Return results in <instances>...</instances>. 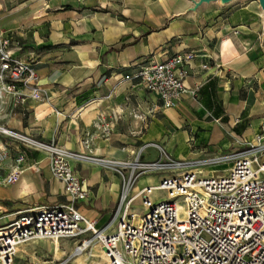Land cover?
Segmentation results:
<instances>
[{"label":"crops","instance_id":"crops-1","mask_svg":"<svg viewBox=\"0 0 264 264\" xmlns=\"http://www.w3.org/2000/svg\"><path fill=\"white\" fill-rule=\"evenodd\" d=\"M97 5H73L68 11L58 8L56 12L59 15L69 13L66 19L72 28L83 26L86 32L89 29L85 39L99 37L102 43L121 45L112 47L104 56H95L91 51L70 52L75 61L71 70L74 77L69 83L62 84L63 88L45 87L48 92L53 90L52 98L46 101L28 100L13 112L0 114V126L45 143L54 141L70 151L74 148L80 150L82 142L93 137L130 140L124 151L140 154L144 163L167 162L164 158L167 160L168 152L184 157L213 150L228 154L233 147L242 148L261 133L264 123V49L256 60L260 64L257 70L253 68L255 61L252 57L247 60L246 50L240 42H237L238 49L223 50L234 55L231 62L218 63L221 56L217 54L221 53V47L231 43V34L248 31L244 25L226 27L218 34L211 30L212 24L206 18H172L187 7L186 0H168V4L156 0H127L117 6L118 13L111 18L113 30L108 31L104 29L108 27L105 6L102 3ZM94 28L96 32L93 34ZM69 37L75 39L77 36ZM190 53L193 60L185 86L195 90V94L184 95L175 108H164L146 91L140 80H124L135 74L144 61H163ZM202 65L207 69H202ZM87 74L98 75L100 81L80 84L81 76ZM67 91L63 98L62 93ZM132 94L135 96L133 108L127 105ZM111 113L119 114L120 118H112ZM125 123L130 125L126 129ZM103 146H96L93 150L99 152ZM3 149L12 160L20 154L25 155L22 173L13 184L4 183L10 162L0 167V218L3 222L7 223L20 214V211L14 212L17 208L13 206L8 207L10 213L3 212L7 210L3 203L31 197L35 206L28 209L32 210L68 202L63 184L52 177L44 153L0 135V151ZM71 167L81 178L79 171L72 164ZM46 175L50 183L45 186L43 184L48 182ZM158 180L157 177L145 182L140 179L139 190L156 184ZM84 183L86 198L75 202L74 206L86 220L95 221L97 227H102L110 221L120 204L119 183L111 182L106 187L104 178L99 177L94 191H90L85 180ZM39 184L43 185L40 192L37 189ZM2 189L9 193L2 196ZM55 200L60 202L52 203ZM98 203L100 212L90 211ZM61 242L52 244L59 247ZM71 242L77 245L76 241ZM28 246L22 248L15 264H19L23 257H30Z\"/></svg>","mask_w":264,"mask_h":264},{"label":"built area","instance_id":"built-area-1","mask_svg":"<svg viewBox=\"0 0 264 264\" xmlns=\"http://www.w3.org/2000/svg\"><path fill=\"white\" fill-rule=\"evenodd\" d=\"M5 36L0 40V114L40 101L44 90L31 65L18 60ZM193 54L163 61H144L125 81L140 80L164 108H175L186 94H195L185 81ZM207 69L206 65L201 66ZM0 135L23 147L42 152L50 173L63 184L68 202L20 213L5 223L0 218V264H15L30 242L53 244L76 241L75 256L91 264H264V123L254 141L243 150L226 154L229 168L221 176L183 169L162 176L133 196L125 190L110 221L97 227L86 220L74 203L86 198V186L70 164V150L45 143L0 126ZM10 162L7 185L22 173L25 155L14 160L0 151V167ZM137 174L168 170V161L135 162ZM1 169V168H0ZM163 193L162 197L160 194ZM140 201L135 208L134 202Z\"/></svg>","mask_w":264,"mask_h":264},{"label":"rangeland","instance_id":"rangeland-1","mask_svg":"<svg viewBox=\"0 0 264 264\" xmlns=\"http://www.w3.org/2000/svg\"><path fill=\"white\" fill-rule=\"evenodd\" d=\"M125 1L127 0H0V31H2L0 40L7 36L11 47L18 46L20 48L19 53H16V50L13 51L14 56L18 60L31 65V68L34 69L37 81L44 90L40 97L41 102L52 98L53 90H49L50 87L48 92L45 87L53 86V89H57V86H61L63 88L62 84L69 83V80L74 77L71 70L74 66L75 58L70 55V52L91 51L95 56L99 54L104 56L108 51L112 50V47L116 48L121 45L120 43L111 42L102 43L99 41V37H93L91 40L85 39L86 33H89L90 30L87 29L88 32H86L83 26L72 28L66 19L69 13L59 15L56 10L62 8L68 11L73 5L97 7L98 3H102L105 6L104 10L108 19V27H104V29L111 31L114 27V21L111 18L114 13H118L117 6H122ZM156 2L168 4V0H156ZM259 14H261V11L256 0H238L223 8L212 5L200 12L198 18L209 20V23L212 24L211 30L214 29L218 34L226 27H233L237 24H242L248 29V31H241L242 33L234 31L231 34V43L221 47V55L217 54L221 56L219 57V64L232 61L234 55L223 50H227V48H232L231 50H233V47L238 49L239 43L237 42H240L246 50L244 53H247V60H251L252 57V61H255L253 68L255 70L260 68V64L256 63V60L260 58V53L264 49V19ZM96 26L100 29L98 24ZM95 32L94 28L93 34ZM71 35L77 37L71 39L69 37ZM220 46H222V43ZM81 77L83 80L80 81V84L84 81H87V84L94 83L96 80L100 81L99 76L94 74H87ZM62 94L64 98L68 91ZM129 99L130 101L127 102V105L133 108L135 105L134 94L130 95ZM111 117L120 118L117 113L115 115L111 113ZM128 126H130L128 123L124 124L125 129ZM253 140H255V137ZM129 141L110 136H105L104 138L93 137L89 140H84L82 142L83 148L80 150L74 148L73 151H70V154H68L70 164L79 171L81 178L86 181L90 191L95 190L96 181L99 177H103L106 187L111 182L119 183L121 199L125 190L129 191L131 196L139 191L138 183L140 179L144 182L153 177L160 179L164 175L171 176L172 174L180 173L186 168L201 171L205 175L214 170L213 176H221L229 168V162L224 159L226 152L213 150L210 153H201L200 155L188 157L168 152L167 160L164 158V161H168L169 164L166 172L146 173L134 177L136 181L133 182L132 180L129 183L131 176H135L138 172L137 170L133 171L131 164L136 161L144 163L143 160H140V154H131L127 150L124 151L123 148L127 147ZM96 146H103L104 149L99 150V152L94 151L93 149ZM238 150L241 151L243 149L236 146L229 152L235 153ZM46 176L48 182L43 184L45 186L50 183L48 175ZM43 185L39 184L37 188L39 192ZM104 191L107 192L108 190ZM6 193H9V191L2 189L1 195L4 196ZM160 195L164 196L163 193ZM40 199L43 200L42 197ZM59 202L60 200H55L52 203L57 204ZM8 203H3V208L7 209L3 211L5 213H10L11 210L8 209L10 206L16 207L17 209H14V212L20 211V213H24L35 206V201L31 197ZM134 207H140L139 200L134 202ZM93 208V210H90L93 213L96 211L100 212L101 205L98 203ZM10 216L12 217L13 215ZM75 246V242L71 241L61 242L59 247H54L52 242L48 240L30 242L27 248V253L30 257L27 259L23 257L19 264H91L85 260V257L75 256L73 253Z\"/></svg>","mask_w":264,"mask_h":264},{"label":"water","instance_id":"water-1","mask_svg":"<svg viewBox=\"0 0 264 264\" xmlns=\"http://www.w3.org/2000/svg\"><path fill=\"white\" fill-rule=\"evenodd\" d=\"M186 1H187V7L182 12H179L177 15H174L172 18H182L186 16H192L194 18H197L199 13L205 8H209L212 5H217L223 8L238 0H186ZM256 1L261 11V15L263 16L261 18L264 19V0H256Z\"/></svg>","mask_w":264,"mask_h":264},{"label":"bare ground","instance_id":"bare-ground-1","mask_svg":"<svg viewBox=\"0 0 264 264\" xmlns=\"http://www.w3.org/2000/svg\"><path fill=\"white\" fill-rule=\"evenodd\" d=\"M260 15V17H263L261 14H259ZM136 166H137V164L136 163H134V164H131V167L133 168V169H135L136 168ZM213 173H214V170L213 171H210L209 172V175H213ZM39 241H42V240H39Z\"/></svg>","mask_w":264,"mask_h":264}]
</instances>
